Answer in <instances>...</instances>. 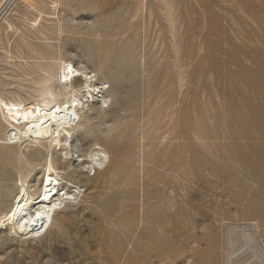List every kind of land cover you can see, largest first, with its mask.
Segmentation results:
<instances>
[{
  "label": "rangeland",
  "instance_id": "obj_1",
  "mask_svg": "<svg viewBox=\"0 0 264 264\" xmlns=\"http://www.w3.org/2000/svg\"><path fill=\"white\" fill-rule=\"evenodd\" d=\"M8 12L2 98L41 100L64 81L63 58L103 91L80 103L84 155H70L62 184L81 185L78 199L41 239L0 228V264H227L245 240L264 248V0H17ZM6 124L0 106V213L20 164L30 182L41 174ZM96 143L110 154L101 165Z\"/></svg>",
  "mask_w": 264,
  "mask_h": 264
},
{
  "label": "bare ground",
  "instance_id": "obj_2",
  "mask_svg": "<svg viewBox=\"0 0 264 264\" xmlns=\"http://www.w3.org/2000/svg\"><path fill=\"white\" fill-rule=\"evenodd\" d=\"M62 61V65H59L63 69L64 81L60 80L56 86L45 84L40 90L38 89L41 100L35 99L36 102L28 103L26 102L27 99L2 98L0 95L3 119L7 123L6 125L10 126L7 135H5L6 138L4 137L6 143L16 146L14 145L16 142L17 158L20 161L24 160L27 165L34 164L35 172L40 170L41 173L36 183L30 182L28 180L29 175H24L23 163L20 164V169L16 173L19 176L20 171V184L16 181L17 176L16 179H11V182L7 185L10 202L9 208L5 212L1 211L2 213H0V228L9 227L13 234H20L28 239L45 237L51 231L55 221L58 220V214L69 203L76 202L78 199L82 190L80 189L81 185L76 183L72 186L75 189L70 190L66 186H62V184L70 181L64 176L70 174L73 169L70 155L78 152H81V154H77V157L84 155L83 144L77 142L75 132L78 128H81L85 120L92 118H81L80 103L83 101V97L88 96L87 94L93 100L94 93L97 92L96 95H98V92L103 89L102 87H97L93 76L81 72L71 62L64 61V58ZM44 69H46V66ZM58 79H60L59 75ZM78 80L83 82L76 84ZM64 90L68 96L67 100L56 103V98ZM103 103L108 104V100L104 97ZM84 133L88 135L87 137L98 136L93 134L90 129H85ZM101 137L107 144L112 142L113 137H110V135L105 137L102 134ZM96 145L98 147L91 150V152L94 150L96 152L93 154L89 153L94 157L93 160L101 165L108 159L110 154L105 145H99L98 143ZM57 150H60L63 158L64 168L62 169L59 168L56 160L55 153ZM22 175H24L25 181L22 180ZM71 183L73 184L74 182L71 181ZM63 259H59L58 262H62ZM65 262H67L66 264H145L141 258L117 259L113 261H86L82 258H68Z\"/></svg>",
  "mask_w": 264,
  "mask_h": 264
},
{
  "label": "built area",
  "instance_id": "obj_3",
  "mask_svg": "<svg viewBox=\"0 0 264 264\" xmlns=\"http://www.w3.org/2000/svg\"><path fill=\"white\" fill-rule=\"evenodd\" d=\"M16 1L17 0H0V21ZM250 230L257 233L258 228L256 224H253ZM244 243L241 249L233 246L232 255L228 259L229 261L227 264H233V262L237 260H241L243 264H264V248L260 242L255 241V243H253L249 240H245Z\"/></svg>",
  "mask_w": 264,
  "mask_h": 264
}]
</instances>
